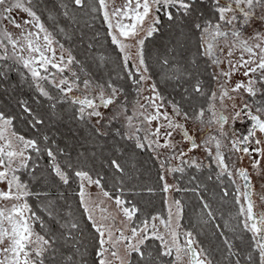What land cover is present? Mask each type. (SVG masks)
I'll return each mask as SVG.
<instances>
[{"label": "snow or ice", "instance_id": "1", "mask_svg": "<svg viewBox=\"0 0 264 264\" xmlns=\"http://www.w3.org/2000/svg\"><path fill=\"white\" fill-rule=\"evenodd\" d=\"M36 2L0 0V75H5V68L22 69V80L49 102L50 109L68 103L74 107L75 118L82 123L95 119L93 128L99 135L109 134L103 130L105 122L110 126L113 121H121L122 129L117 128L114 134L132 141L137 149L154 153L162 172L183 174L185 167L199 170L204 167L203 163L190 157L189 152L203 148L212 162L207 166L214 164L219 169L217 180L226 177L233 189L230 192L229 187H222V199L231 195L237 209L230 217V220L236 221L230 231L235 234L239 228L250 234L249 250L244 259L253 264L254 256L258 255L259 264H264V192L254 193L248 169L235 166L247 156L253 169L261 167L264 140L256 138V135L257 131L264 134V104L256 106L254 114L245 103L235 114L239 117L241 112H246L252 121V129L243 138L230 139L224 131L227 117L222 113L218 115L215 110L217 100L221 103L232 100L231 93H239L241 89L255 97L258 91L256 84H264V0H211V14L205 16L200 12L197 16L193 28L199 34L198 55L206 58L214 69H219L213 73L217 91L211 93L208 107L200 109L194 117L208 127L215 123L219 131L217 135L206 136L200 143L177 119L182 117L188 121L193 117L175 103L171 105L170 114L168 102L159 94L155 83L149 86L150 96H143L144 89L141 87L151 79L146 75L149 69L144 54L145 41L159 31L162 17L170 23L191 17L197 0H122L119 5L115 0H70L73 8L69 7V3L61 4L62 15L72 23L77 22V13L89 16L91 20L97 15L102 18L107 36L120 54L122 68L137 85L138 98L131 105L121 98L123 88L111 80L101 83L81 76V62L45 26L35 10ZM49 20L53 21L59 34H66L65 28L51 14ZM85 23L90 26L89 20ZM9 26L16 32L9 31ZM133 48L134 55L131 52ZM237 52L239 57L234 58ZM104 59L99 57L101 62ZM195 62L192 61L193 64ZM225 63L227 70L220 68ZM161 66L167 79L179 80L191 76L178 62L173 64L167 57L162 59ZM241 70L247 82H237L229 89L232 75ZM193 91L205 95L199 79L193 85ZM17 103L29 117L30 127L38 130V126L44 123L43 118L27 101L19 100ZM110 108L115 111L107 116L101 111ZM206 111L209 115L205 120ZM15 119V116L0 112V184L5 185V189H0V201H16L11 208H0V264H46L50 254L59 251L57 245L71 250V254L62 255L61 264H132L133 254L140 261L145 259L143 249L148 240L158 241L160 249L155 258L151 252L147 253L151 264H159L164 257H173L171 264H213L208 250L199 245L192 231L183 228L184 206L181 200L172 199L169 202L166 198V215H141L137 204L125 199L124 185L131 177L116 159L110 162L114 183L109 191L105 187L106 177L99 173L93 177L89 171L76 168L70 159L61 164L58 157L65 155L64 149L56 146L54 141L50 142L47 134L28 138L18 133L14 127ZM153 122H156L155 127ZM174 133H179L183 141L190 145L187 151L175 140ZM42 155L47 156L51 172L62 184L68 185L73 177L77 181L75 194L82 209L81 216L94 230L89 243L85 242L81 218L73 212L61 215L52 202L45 205L48 216L57 225L53 230L28 204L26 198L31 193L18 173L29 170L30 165L34 170V156L38 159ZM226 159L233 160V164L230 166ZM173 161L178 163L172 166ZM159 179L163 182L164 193L172 190L196 193L208 220H215L211 206L199 196L197 188L181 189L169 185L165 175ZM93 185L98 190L95 195L89 191ZM129 191L134 192V189ZM254 195L256 199H253ZM113 204L115 208L110 211L109 206ZM37 222L40 231L34 227ZM229 223L226 220L224 227L227 228ZM215 226L220 228V225ZM220 235L227 253L225 259L233 264L235 258L234 264H241L240 251L235 249L234 243L223 231ZM89 247L94 250L91 262Z\"/></svg>", "mask_w": 264, "mask_h": 264}, {"label": "trees", "instance_id": "2", "mask_svg": "<svg viewBox=\"0 0 264 264\" xmlns=\"http://www.w3.org/2000/svg\"><path fill=\"white\" fill-rule=\"evenodd\" d=\"M62 3H69V7L74 6L70 0H37L35 10L41 16L42 22L54 33L55 38L65 48L70 49L72 54L81 62L80 67L86 76L97 82L111 80L118 87L123 88V93L127 99L131 100L135 96V85L127 77L126 71L122 68V60L115 45H112L110 37L107 36V29L100 16L91 20L89 16L77 13V22L72 23L62 15ZM193 15L183 21L177 20L174 23L168 22L162 17L159 31L145 41L144 54L149 73L152 76L157 89L164 97L169 98L183 112L194 116L201 108L205 109L211 96L214 84L212 69L206 58L198 55V32L193 28L197 21V16L203 12L205 16L211 14V0H197ZM49 14L55 17L56 22L64 27L66 34L62 35L56 31L55 24L49 20ZM90 21V26L85 23ZM91 45V47H89ZM103 56L104 62L99 60ZM167 57L173 64L179 63L186 72L191 73L188 78L167 79L165 70L162 69L161 61ZM196 62L193 64L192 61ZM5 75H0V112L8 116H15V130L28 138L37 135L47 134L50 142L64 149L65 155L59 156L61 164L70 159L76 168H83L90 172L93 177L99 173L106 177L105 187L111 191L113 187V170L110 167L112 159H116L126 171L130 180L126 179L125 199H131L141 209V215H152L165 213L163 182L159 179L162 175L160 166L149 150L135 148L132 141L124 140L112 133L108 129L107 136L99 135L95 132L91 121L82 123L75 118L74 107L68 103L57 105L56 109L49 108V102L43 97H39L28 84L21 78L22 69H3ZM171 75V73H169ZM202 82L204 96L193 91L196 80ZM187 89V92L185 91ZM259 96V101L264 104V85ZM55 94V93H53ZM19 100H25L30 107L41 116L44 123L37 129H32L28 124L29 117L22 112ZM116 126L115 123H113ZM35 169L21 170L18 175L23 183L27 184V202L31 209L40 216L50 228L56 230L57 225L48 216L45 205L52 202L64 215L71 211L77 218H81L84 228L85 242L89 243L94 230L86 218H82V209L78 204L76 191L78 184L73 177L68 185L60 182L50 169L49 160L46 155L35 158ZM210 158L206 157L204 167H185L183 174L171 173V177L176 185L181 188H197V193L204 201L211 206L215 214V220L209 221L205 212L202 211L200 199L192 191L179 192L180 200L184 206L182 223L187 230H194L201 247L208 250L213 264H229L225 259L226 249L223 244L220 232L234 243L235 249L241 253V264H248L244 259L249 250L250 234L242 232L237 228L233 234L230 229L235 225V220H230L231 215L236 212L234 198L229 195L223 198L222 187L233 189L226 177L217 180L218 168ZM71 176L72 174L69 173ZM209 176L212 178L209 179ZM223 182V184H222ZM198 186V187H197ZM129 189H134L129 191ZM149 189H152L150 192ZM230 221L227 228L224 222ZM215 225H220L218 229ZM34 227L40 231L39 223ZM197 230V231H196ZM241 237V238H237ZM59 251L50 254L46 264H61L62 255L71 254V250L62 245H57ZM89 261L91 262L94 250L89 247ZM145 259L140 261L136 254L132 256V264H151L147 253L151 252L153 258L159 254V242L148 240L144 249ZM233 258V264H234ZM172 257H164L159 264H171ZM253 264H259L258 255L254 256Z\"/></svg>", "mask_w": 264, "mask_h": 264}, {"label": "rangeland", "instance_id": "3", "mask_svg": "<svg viewBox=\"0 0 264 264\" xmlns=\"http://www.w3.org/2000/svg\"><path fill=\"white\" fill-rule=\"evenodd\" d=\"M116 4L119 5L122 3V0H115ZM9 31H13V32H16L15 29H12L10 26H9ZM250 31V30H249ZM18 34V33H17ZM56 39V38H55ZM57 40V39H56ZM67 49V48H66ZM132 54L134 55L135 53V49L133 48L131 50ZM239 57V52L235 53V57L234 58H238ZM210 64V62H209ZM211 66V65H210ZM129 67H131V65H129ZM221 69H224V70H227V65L226 63L225 64H222L220 66ZM211 69H212V74L214 73V71H219V69H214L213 66H211ZM146 75L150 76L151 79L146 81L145 83H143L141 85V87L144 89L142 95L143 96H150L152 93L150 91V85L155 83L154 80L152 79V76L151 74L148 72ZM81 76L82 77H85V73L82 71L81 72ZM88 77V76H86ZM240 81H244L245 83L247 82V78L243 76V70L239 71V72H236L232 75L231 77V80L228 82V87L229 89H231L232 87L235 86V84L237 82H240ZM264 84H261V83H257L256 84V88H257V95L255 97H251L249 96L248 94L244 93L243 89L240 90L239 93H231V95L234 97V99L232 100H225L223 101V103H221L220 101H216L215 102V110L217 112V114L219 112L223 113L224 116L227 117V120H228V123L227 125L225 126L224 128V131L228 134L229 138L231 139V134L233 135V133H231V131H229L228 127L235 122V120L239 117H235V114L237 112H240V109L243 107V105L245 103H247L249 105V107L251 109H253L255 111V107L256 106H259L260 103H261V100L259 101V96L261 95L263 89ZM217 88H218V85L214 79V84H213V88L211 90V93L213 91H217ZM135 96L133 99L129 100L127 99L125 96H122L121 98L122 99H126L129 104L131 105L132 103H135V101L137 100L138 96H137V85H135ZM159 94L164 98V100L166 102H168L167 104V110L169 111V113L171 114L172 113V108H171V105L174 103L173 101H171L169 98L167 97H164L163 94L160 93V91L158 90ZM143 102V101H141ZM210 99H209V102H208V105L210 103ZM208 107V106H207ZM202 109V108H201ZM206 109V108H205ZM200 110V109H199ZM199 110L197 111V113L199 112ZM101 111H104L105 112V115H109L111 112L115 111L114 108H110L108 110H104V109H101ZM197 113L194 115V116H189L190 117H193V119H189L188 121H184L182 117L180 118H177L179 121H182L184 124H185V129H189V130H192L194 129L195 132H196V141L198 143H200L206 136L208 135H217L218 134V125H216L215 123L211 126V127H208L206 124H201L199 120H196L194 119V117L197 115ZM129 114H131V108H129ZM208 115L209 113L206 111L205 112V120L208 118ZM219 115V114H218ZM235 117V118H234ZM92 122L95 124V119L92 120ZM116 124V126H114V124ZM155 124L156 122H153V127H155ZM123 125H122V122L119 121V120H116V121H113L111 123L110 126H107V123L105 122V126H104V131H107V132H111L114 134L115 130L117 128H121L122 129ZM108 129H111V131H108ZM115 135V134H114ZM174 136L175 138L176 137H179V133H174ZM180 144V143H179ZM181 146V144H180ZM184 149H186V147H189L186 144H182V146ZM188 150V148L186 149V151ZM150 151V150H149ZM151 152V151H150ZM152 153V152H151ZM153 156L155 157V154L152 153ZM189 156L194 158L197 162H202L203 164L206 163V157H207V154H206V151L203 149V148H198L197 150L193 151V152H189ZM156 159V157H155ZM157 160V159H156ZM159 166H160V163L159 161L157 160ZM178 163V161H173L172 162V166H175L176 164ZM161 170V168H160ZM161 174L162 175H165V178H166V182L169 184V185H176V183L174 182V180L172 179L171 177V173H165V172H162L161 171ZM177 186V185H176ZM0 189H5V185H2L0 184ZM89 191L91 193H93V195H95V193L98 191L96 189V187L93 185L91 188H89ZM179 194V192H175V190H172L168 193H164V202H165V199L167 198L169 200V202L172 200V199H179L180 200V195H177ZM16 203V201L14 200H7V201H0V208H11V206ZM165 204V203H164ZM115 208V205H110L109 206V210L112 211L114 210ZM164 215H166V205H165V213ZM182 223V221H181ZM183 225V223H182ZM184 228V226H183ZM186 229V228H184ZM191 231V230H190ZM197 231V230H196ZM194 236L196 237V234L194 233V230H192ZM197 241H198V238L196 237ZM200 245V244H199ZM173 259V257H172Z\"/></svg>", "mask_w": 264, "mask_h": 264}, {"label": "flooded vegetation", "instance_id": "4", "mask_svg": "<svg viewBox=\"0 0 264 264\" xmlns=\"http://www.w3.org/2000/svg\"><path fill=\"white\" fill-rule=\"evenodd\" d=\"M251 110L255 114V111L253 109H251ZM218 114H221V112H219ZM179 122L183 123L182 121H179ZM228 129H229V131H231V133H233V135L231 134V138H243V137L247 136L249 134L250 130L252 129V121L247 116L246 112H241L239 118H237L235 120V122L232 123L228 127ZM186 130L189 132L190 135L194 136V138L196 140L195 130L194 129H192V130L186 129ZM256 138L264 140V134H260L257 131ZM175 140L177 142H179L181 144V146H182V144H186V142L183 141L181 135H179V137H176ZM187 145L190 146L188 143H187ZM187 148H189V147H186V149ZM186 149H184V150L186 151ZM214 150L215 149L213 147V151ZM226 163H228L231 166L233 164V160H227L226 159ZM235 166L239 167V168H247L248 169L249 175L251 178L252 190L254 193L258 194V193L264 192V160L261 161V167L260 168L253 169L251 167L249 157L245 156L242 159V161L236 162ZM238 183H242V181H238ZM256 198H257L256 195H254L253 199H256ZM257 203H259L258 200H257ZM262 207H264V206H262Z\"/></svg>", "mask_w": 264, "mask_h": 264}]
</instances>
